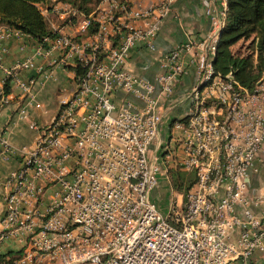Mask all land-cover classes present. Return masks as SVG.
Segmentation results:
<instances>
[{
	"label": "built area",
	"instance_id": "built-area-1",
	"mask_svg": "<svg viewBox=\"0 0 264 264\" xmlns=\"http://www.w3.org/2000/svg\"><path fill=\"white\" fill-rule=\"evenodd\" d=\"M174 1L127 10L102 0L73 23L75 36L48 22L51 34L38 50L55 49L56 63L80 70L52 119L28 123L34 142L16 150L19 165L5 179L0 242L22 245L11 264H252L264 257V192L251 183L264 167V71L251 91L214 72L226 0L205 9L210 30L201 40L164 52L155 82L127 68L130 49L140 41L152 47ZM55 12L72 25L76 11ZM5 34L22 33L0 29ZM192 48L194 82L178 94L182 58ZM32 66L26 58L5 73ZM33 83L18 86L26 105L38 107L27 95ZM183 100L187 109L168 120ZM16 116L26 118L25 107ZM0 143L11 150L1 133ZM171 170L193 181L183 201H169L161 213L152 192Z\"/></svg>",
	"mask_w": 264,
	"mask_h": 264
},
{
	"label": "crops",
	"instance_id": "crops-1",
	"mask_svg": "<svg viewBox=\"0 0 264 264\" xmlns=\"http://www.w3.org/2000/svg\"><path fill=\"white\" fill-rule=\"evenodd\" d=\"M125 3L127 10L136 8H146L154 5L158 0H118ZM218 0H175L169 8L168 13L160 21L158 33L152 39V47L149 48L145 42H138L133 46L127 56V68L136 76L142 77L150 82H155L157 75L161 71V59L166 50L181 44L186 39L201 40L210 30V18L205 14V9L217 5ZM72 8L67 3L55 2L46 9L42 15L49 26L52 22L59 27L60 32L75 36V26L73 23L79 15L76 14L72 20V25L68 22L57 19L55 10ZM118 14H122L118 12ZM123 16V15H122ZM121 16V17H122ZM125 22L131 21L133 25L139 26L137 20L125 17ZM6 28L0 26V29ZM93 30V27H91ZM40 44L28 35L21 34L18 37L9 34L0 37V133L10 146V151L5 152L0 143V228L3 213L4 182L10 172L17 168L20 155L16 151L21 146H30L35 139L36 132L29 128L28 123L34 122L37 125L48 123L57 108L58 99L68 94L72 89V77L74 69L56 63L58 51L51 49L46 54L38 50ZM40 49V48H39ZM195 49L184 54L182 58L186 71L181 75L176 92L183 93L194 82L193 66L190 64ZM30 58L32 67L16 69L12 74H6L5 70L12 68L17 62ZM34 80L29 88L33 101L39 106L26 105V92L18 86L19 82H26L28 79ZM6 86V90H4ZM5 100L3 101V99ZM181 111L169 110L168 120L177 117L178 113L187 109L188 102L183 100ZM20 107H25L27 116L24 119L18 118L16 112ZM163 124L162 130L165 129ZM163 179L159 180V183ZM251 183L264 192V167L251 178ZM157 189V190H156ZM152 192V197L156 198L159 188ZM50 189H47L41 200L44 204L48 200ZM42 206V205H41ZM21 243L13 238H7L0 242V255L18 252ZM253 264H263L260 258H255Z\"/></svg>",
	"mask_w": 264,
	"mask_h": 264
},
{
	"label": "trees",
	"instance_id": "trees-1",
	"mask_svg": "<svg viewBox=\"0 0 264 264\" xmlns=\"http://www.w3.org/2000/svg\"><path fill=\"white\" fill-rule=\"evenodd\" d=\"M101 1L0 0V26L17 29L40 43L43 36L51 34L40 8L49 10L55 2L67 3L75 9L77 15L86 16L93 12ZM93 31L94 28L92 30L90 27L87 33ZM249 36L254 44V64L252 54H237L230 50L231 45L246 40ZM212 66L214 72L221 76L232 72V79L248 91L254 88L264 71V0H226L225 21L219 32ZM79 70L78 67L74 69L75 73ZM4 90L7 91L6 86ZM177 175L179 181L173 177V186L185 193L193 177L189 175L184 180L179 173ZM19 254L20 250L0 255V264H11Z\"/></svg>",
	"mask_w": 264,
	"mask_h": 264
},
{
	"label": "rangeland",
	"instance_id": "rangeland-1",
	"mask_svg": "<svg viewBox=\"0 0 264 264\" xmlns=\"http://www.w3.org/2000/svg\"><path fill=\"white\" fill-rule=\"evenodd\" d=\"M230 50L237 54H243V55L248 54V53L252 54L253 64L255 63L254 44L252 43V39L250 36L246 40H243V41L240 40L234 43L233 45H231ZM176 172L179 173L183 177L184 180L186 179L187 176L192 175L191 173H187L183 170H176V171L171 170L168 174V179L166 181L163 180L162 182L158 183L157 187L159 188V190L156 195V198L154 197L153 201H154L155 206L158 208V210L161 213L166 212V207L169 201L171 202L175 201L176 203L179 200L183 201L184 191H182L181 189L180 190L176 189L172 183L173 177L177 178L176 180L179 181L178 180L179 175H177ZM261 261L264 264V257H262ZM253 263L254 261L252 262V264Z\"/></svg>",
	"mask_w": 264,
	"mask_h": 264
},
{
	"label": "water",
	"instance_id": "water-1",
	"mask_svg": "<svg viewBox=\"0 0 264 264\" xmlns=\"http://www.w3.org/2000/svg\"><path fill=\"white\" fill-rule=\"evenodd\" d=\"M230 75H232V72H230Z\"/></svg>",
	"mask_w": 264,
	"mask_h": 264
}]
</instances>
